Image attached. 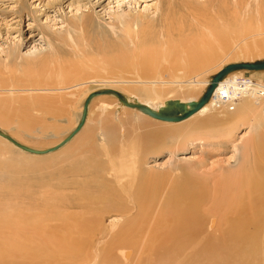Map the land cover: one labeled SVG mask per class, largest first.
<instances>
[{
	"label": "rangeland",
	"instance_id": "obj_1",
	"mask_svg": "<svg viewBox=\"0 0 264 264\" xmlns=\"http://www.w3.org/2000/svg\"><path fill=\"white\" fill-rule=\"evenodd\" d=\"M178 26L184 28H179L181 33L176 30L174 34H166L167 29ZM263 29L264 0H0V106L1 109L5 107L4 112H9L13 119L22 118V115L30 119L26 130L17 126L16 118L10 124L0 122V129L32 148L53 146L73 129L86 94L102 82L125 96L137 97H142L136 91L137 86H158L163 94H160L159 101L198 95L204 88L203 84L179 88L175 81L180 78L176 79V76H181L184 81L199 73L198 79L204 82L223 63L264 59V51H260L264 45ZM216 30L227 34H213ZM203 48L204 51L224 48L227 52L195 72L172 71L173 64L191 56L193 50L203 51ZM246 49L250 54L245 52ZM248 78L253 81L264 79V72H239L238 80ZM167 81L170 84H166ZM81 82L87 83L77 89L72 88ZM172 83L177 86H172ZM192 87L197 92H186ZM37 96L52 98L62 110L51 116L36 110L25 111L23 105H18L24 98ZM114 100L116 98L105 94L94 97L88 105L87 121L82 129L62 148L46 155L24 152L0 136V143L5 147V150H0V160L26 162L28 159L23 164L24 168L16 169L18 172L0 168L3 172L7 170V173L0 170V185L10 184V188L0 190V212L5 218L25 214L28 216L27 225L39 222L41 219L38 221L33 214L31 217V213L35 214L44 206L43 199L47 195L43 191H50L48 184L59 179H72L69 168L90 154L91 148L87 146L101 145L102 127L110 126L115 130L114 136L125 146L124 161L127 164L131 159L140 162L141 171L146 175L143 179L148 182L147 193L158 187L154 190L155 206L149 211L150 225L145 228L142 238L126 249L130 254L123 258L127 260L126 264H157L160 260L157 251L169 245L164 243L159 248L155 241L148 239L153 234L152 226L158 218L160 203L184 185L188 178L193 179V186L197 188L200 177H216L223 171L231 173L238 168V161L241 163L244 157L250 159L256 146L264 139V113L261 107H257L235 120L236 116L228 109L226 119L206 134L208 138L204 142H192V128L200 116L182 123L163 124L167 128L161 135L154 129L159 126L158 122L139 118L130 109H120L114 105ZM180 126L182 128H178ZM184 131L188 134L181 142L169 141V133L183 134ZM132 145L133 149H141L135 155ZM232 145H236L238 151ZM27 186L34 192H30ZM76 212L77 209L65 211L67 215L60 218L61 221L41 220L40 224H50L53 228L59 224H74L70 218L71 214L76 216ZM6 220H0V233H3L0 241L17 236L13 232L14 224ZM112 241L108 252H102L104 256L101 254L105 264H111L106 263L109 258L120 259L122 255L123 248L119 249L117 237ZM105 246L99 245V249L107 251ZM191 247L196 250L182 253L180 258L185 263L180 264H190V259H195L192 264H207L208 259L214 262L218 258L213 253L218 248L210 247L207 242L197 239L196 245ZM224 250L226 248H221L218 252L225 254Z\"/></svg>",
	"mask_w": 264,
	"mask_h": 264
},
{
	"label": "bare ground",
	"instance_id": "obj_2",
	"mask_svg": "<svg viewBox=\"0 0 264 264\" xmlns=\"http://www.w3.org/2000/svg\"><path fill=\"white\" fill-rule=\"evenodd\" d=\"M209 26L213 29L212 23ZM180 27L167 29L166 34H174V31H178ZM181 29L184 28L181 27ZM206 29L208 30V27ZM178 32L181 33V30ZM213 34L227 33L222 30H216ZM208 46L206 45L207 48H209ZM204 49L203 51L199 49L193 50L191 56L181 61L179 60L180 63L178 62L176 65L173 64L172 71L195 72L213 63L219 57L218 55H223L227 52L224 48H220V51L212 48L206 51ZM246 50L245 52L250 54V51ZM241 51L243 54L244 51ZM260 51H264V45L263 47L261 46ZM225 65L223 63L218 70ZM243 71L264 72V69H238L229 72L218 82L206 104L195 114L181 121L182 123L196 115L200 116L192 128L194 131V136H191L192 142H204V139L208 138L206 134L211 132L216 124L223 123V120L226 119V115L228 114L225 113L228 109L232 111L233 116H236L235 120L241 119L242 114H246L251 109L257 107H261L264 113V79L257 81L249 78L238 80L239 72ZM149 72L152 74L151 71ZM198 77L199 73L184 81L181 76H176V79L180 78L177 81L173 79L179 88H184L185 85H204L200 93H196L198 95L193 94L187 98L181 97L177 99L182 101L196 100L202 94L210 79L202 82ZM117 82L119 83V81ZM84 83L87 82L77 83L72 88L77 89L84 85ZM102 83L105 84V82ZM103 84L91 89L86 96L94 90L110 88ZM166 84L170 83L167 81ZM176 84L172 86H177ZM137 87L136 91L142 97L129 94L126 96L128 100L147 105L154 110L163 106L165 100L159 101L160 94L162 93L157 89L158 86H153L152 88H148L149 85L147 88ZM177 90L179 89L177 88ZM194 90L195 88L192 87L190 90L185 91L191 93L197 92V89ZM121 93L123 94V92ZM105 96L116 98L111 94H105ZM154 99H158V101L155 102L156 100L154 101ZM113 102L120 109L127 108L132 110L133 114L139 118L144 120L152 119L154 122H158L159 126H156L154 129L155 132L161 135H163L162 130L167 128L163 124L180 123V121L176 123L153 118L137 108L122 105L117 98ZM19 103L18 105H23L25 111L36 110L37 112L40 111L51 116H55L62 110L58 106L59 104L49 97L24 98ZM4 110L5 107L1 109L0 106V122L2 124L12 123L16 117L13 119L10 116L11 114L4 112ZM107 113L110 114V111L107 110ZM79 118L80 116L78 115L73 128L78 123ZM105 119H108V116ZM29 121V117L22 115V118H16L14 122L20 129L26 130L29 126ZM256 126H258L257 121ZM255 127L253 126V128ZM114 132L115 130L110 128V126L102 127L101 145L99 147L93 145L92 147H90L91 145L87 146L89 149L91 148L90 154L85 156L84 159H77V163L69 168L72 179H59L54 184H48L50 191H43V194L46 193L47 195V198L43 199L44 206L35 212L36 215L31 213V217H33V214L38 221L40 219L45 222L61 221L60 218L64 219L63 217L67 215L64 213L65 211L77 209L76 216L71 214L70 218L74 224L65 226L59 224L53 228L49 226L50 224L42 226L40 220L39 222L27 225L25 221L28 219V216L23 213V215L17 214V216L13 217L8 215L10 219L13 218L9 220L8 216V218H5L4 214L0 212V220L7 219L9 220V224L13 223L15 228L14 230L13 228L11 229L17 235L16 237H10L11 239L6 238V240L0 241V264H105L103 263L104 259L102 256L104 254L102 252H108L109 246L113 243L112 240L116 237L120 242L121 247L119 249L123 248L122 255L120 259L109 258L110 260L108 259L107 262H104L126 264L127 260L123 257L130 254V251L126 249L136 244L138 239L142 238L145 228L150 225L149 211L155 203L154 196L156 192L154 190L158 189V187L147 193L148 182L143 179L146 175L141 171L140 162H135L131 159L130 164H127V161H124V157H126L124 154L125 146L114 136ZM187 134L184 131L183 134L169 133L167 136L169 141L178 140L181 142L187 137ZM9 144L12 143L9 142ZM131 147L133 149V145ZM233 147L235 151H238L236 145ZM0 150H5V147L1 143ZM139 150L141 149L134 147L133 155H135V152H139ZM250 156V159L244 157L241 163L238 161V168L231 173L223 171L216 177H200L197 188L193 186L194 182L192 178L186 179L184 185L182 184L172 195L167 196L160 203L158 218L154 221L155 225L152 226L153 234L148 239L155 241L159 248L164 243L169 245L157 251L160 256L157 264L185 263L184 259L180 257L182 253H193L196 250V248H192L191 246L196 245L197 239L209 243L210 247L212 245L218 248V251L221 248H226V251L224 250L225 254L215 250L213 253L218 257L215 260L216 262L208 261V259L207 264H264V139L256 146L255 151ZM1 160L0 168L10 169L8 170L10 172L11 170L15 171L19 169L28 161V159L26 162H15V160L10 162H3L2 160L1 162ZM5 171L7 173V170ZM16 171L18 172L19 170ZM8 175L10 174L8 173ZM67 176L65 175L64 177ZM196 181L195 183L197 184ZM7 182H9V179ZM8 185L1 184L0 190L2 188H10V184ZM17 185H20V183ZM191 185L193 186L192 188H190ZM27 189L30 192H34L28 186ZM113 229H115L114 232H112ZM0 235H3V233H0ZM38 236H45L46 238H38ZM39 239H43L44 241L38 242ZM99 245H106L107 251L106 249L101 251ZM221 257H224V259H221ZM193 261L195 259H190V264ZM197 261L199 263V259ZM202 263L206 264V262Z\"/></svg>",
	"mask_w": 264,
	"mask_h": 264
},
{
	"label": "water",
	"instance_id": "obj_3",
	"mask_svg": "<svg viewBox=\"0 0 264 264\" xmlns=\"http://www.w3.org/2000/svg\"><path fill=\"white\" fill-rule=\"evenodd\" d=\"M238 69L262 70L264 69V59H258L249 62H233L226 64L211 76L210 81L206 85L204 91L196 100L182 101L177 98L168 99L165 100L163 106H160L157 110H154L147 105L135 101H130L124 94L111 88L94 90L85 97L82 105L80 118L76 126L60 142L48 148H44V149L32 148L30 146L18 142L9 134L2 132L1 130H0V136L11 142L14 146L18 147L19 149L31 154L43 155L53 152L59 149L60 147H62L68 141H70L80 131V129L85 123L88 112V105L90 101L94 97L102 94L114 95L122 105L137 108L141 112L153 118L168 122L182 121L195 114L204 106V104H206V102L211 97L215 87L217 86L218 82L221 79H223V77L226 74Z\"/></svg>",
	"mask_w": 264,
	"mask_h": 264
}]
</instances>
